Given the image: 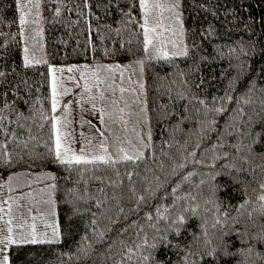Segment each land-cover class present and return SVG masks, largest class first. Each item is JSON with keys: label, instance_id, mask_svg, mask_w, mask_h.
<instances>
[{"label": "trees", "instance_id": "obj_1", "mask_svg": "<svg viewBox=\"0 0 264 264\" xmlns=\"http://www.w3.org/2000/svg\"><path fill=\"white\" fill-rule=\"evenodd\" d=\"M40 6L47 59L26 64L19 0H0V174L23 178L10 193L25 192L37 203L54 186V199H46L58 239L11 246L9 264H264V241L256 238L264 224L256 211L264 192V0H154L147 22L158 21L155 30L172 35L148 44L141 0H40ZM91 60L110 70L109 64L130 63L144 84L145 108L137 97L139 109L127 114L121 133L125 151L143 152L142 160L114 168L57 161L50 64ZM206 119L215 123L197 147ZM241 141L252 154L236 151ZM221 142L216 151L227 156L212 160L210 150ZM231 163L241 170L225 167ZM133 182L141 195L147 187L155 191L138 211H129L137 207ZM114 194L123 196L119 203ZM205 229L211 246L202 243ZM209 247L214 255L202 256Z\"/></svg>", "mask_w": 264, "mask_h": 264}, {"label": "rangeland", "instance_id": "obj_2", "mask_svg": "<svg viewBox=\"0 0 264 264\" xmlns=\"http://www.w3.org/2000/svg\"><path fill=\"white\" fill-rule=\"evenodd\" d=\"M153 1L148 0L149 9L152 7ZM19 8H23L25 21L21 24L24 59L27 54L31 63L44 61L47 59V53L44 46L40 0H19ZM157 22L146 23L147 44L149 40L151 43L155 42L161 33L169 37L172 35L171 31H163V29H160L159 32L150 31V29L158 28V25H155ZM169 29H172V26ZM175 36L173 37L176 38ZM184 40L181 38L183 43ZM169 43L171 44V42ZM25 49H27V53H25ZM109 65L112 70L104 66H97L94 60L50 64L53 101L56 102L58 109L54 119L55 136L58 128L62 144L66 147L70 146L77 154H80L81 150L89 157L100 154L101 141L106 142L105 147L113 156L117 155V148L125 150V140L122 134L125 123L131 120L129 119L130 115L127 114L131 112L133 116V112L139 109L136 104L137 97L145 108L144 84L137 83L131 64L120 62L116 65ZM68 69H72V71H68ZM101 93H103V100L100 99ZM121 109L123 112L120 111ZM101 110L103 111V122H101ZM65 133L68 134L66 139L64 138ZM10 178L0 174V208L4 209L3 212H0V216L7 220L8 209L11 208L14 224L22 221H26L27 224L35 223L39 239L53 237V230L57 231V226L54 223L56 218L52 211V204L47 201L48 198L51 201L54 199L52 198V186L48 185L45 190V195L48 198L46 199L44 195V199H40V203H37L36 199L29 198L25 192L11 194V189L21 187L24 182L23 178L16 177L9 180ZM51 182L50 180L49 183ZM42 208L45 209L46 218L44 220L40 219ZM29 213L36 219L32 220ZM16 231L19 239V233L22 232L26 235L30 229L25 227L16 229Z\"/></svg>", "mask_w": 264, "mask_h": 264}, {"label": "snow or ice", "instance_id": "obj_3", "mask_svg": "<svg viewBox=\"0 0 264 264\" xmlns=\"http://www.w3.org/2000/svg\"><path fill=\"white\" fill-rule=\"evenodd\" d=\"M141 7L145 9V23H147L148 20V9H149V5H148V0H141ZM154 7H160L159 4H155ZM21 12V16H20V23L23 24L24 21V14H23V8L20 9ZM150 31H155V29H150ZM145 35H147V32L145 33ZM148 43H151V41L149 40ZM25 53H27V49H25ZM182 55H187V52H183L181 53ZM164 58L167 57V53H163L162 54ZM25 63L29 64L31 63V61L28 59L27 54L25 55ZM142 63V62H141ZM68 71H72V69H68ZM87 90V89H86ZM123 91V90H122ZM54 95H55V91H54ZM103 93H101L100 95V99L103 100ZM93 99H95V97H93ZM252 101L250 99H244L243 103L244 104H250ZM201 104H203V101H200ZM260 104L262 107H264V99L260 100ZM56 107V102L53 101V109H55ZM121 112H123V109L120 110ZM206 111H214V112H221L223 111V108H212V109H206ZM242 112V109L238 111V115L239 113ZM101 122H103V111L101 110ZM121 119H123V117H121ZM201 130L199 133V139L197 140V147H199V140L204 138V134L207 130H211L212 125L215 123V121L213 120H202L201 122ZM207 126V127H205ZM235 125H232V127H234ZM67 133L64 134V138H67ZM150 136V133H149ZM105 141H101L100 145H99V149H100V154H96V155H92L91 157L85 155L83 153V150H81L80 154H77L75 151H73L71 149L70 146H64L62 144V138H61V134H60V130L57 128L56 130V139H55V152L54 155L57 159V161L60 164H64V165H68V166H79V165H87V164H97V165H104L106 167H110V168H114L115 164L121 161H133V160H142L144 158L143 156V152L141 151H135L134 155L133 154H129L127 151H125L123 148H117V155L116 158L114 159L113 155L111 153L108 152L107 147H105ZM252 143H255V139L252 141ZM27 145H25L26 147ZM225 145L223 142L218 143L216 145L212 146V149L210 150L212 152V156L211 159L212 160H218L221 159L223 156H227V153H218L216 151V149L218 148H223ZM144 147H149V145L145 144ZM233 147L236 148L237 152H242L247 150L248 153L252 154L253 153V149L251 147V145H246L243 144V142H238L236 145H234ZM189 155L195 156V153H189ZM205 157L207 156V152H205L203 154ZM262 155V157H264V154H260ZM240 160L247 162L246 157L241 156L239 157ZM201 161H197V163H200ZM214 166V165H212ZM177 168H183L184 165L183 164H176ZM225 167H232V168H236L235 163H231L229 165H225ZM262 167H264V165H262ZM175 170V169H174ZM237 171H240V168H236ZM118 174V173H117ZM126 175L128 176V179L131 180V174L130 173H126ZM137 175H139L137 173ZM192 175H194L193 173H189L187 176H185L183 179L186 182H190ZM12 179V178H10ZM157 180H159V177H156ZM115 187H120V184L118 182L113 181L112 182ZM134 183L129 185V191L131 192V199L134 200L136 202V209H130L129 211H138L139 208L143 205V204H147L148 201L153 198L155 196V191L151 189V187H147L144 189V194L141 195L137 192L136 188L134 187ZM201 183H203V181H201ZM54 187V186H52ZM259 188L264 190V183H260ZM173 191L175 192L176 190L173 189ZM123 196H117V195H113V199L117 200V203H119V199H122ZM192 199H195V197L193 196ZM257 200L260 202L259 208L256 209V211L259 212L260 216L262 218H264V192H262L258 197ZM249 202H246L245 204L240 205L239 207L245 208L246 204ZM4 209L0 208V212H3ZM120 212H124L123 208L119 209ZM159 209H157V213L159 214ZM165 212H167V209L164 210ZM12 213V209L9 208L8 209V219L5 220L3 216H0V264H9V257L7 256V251L11 248V246L13 245H17V244H21V243H29V244H37V243H44V242H48L51 243L53 242V240L58 239V234L56 232V230H53V239L49 240V241H43L41 239H39L37 237V233H36V225L35 223L33 224H27L26 221H22L18 224H14V217H12L11 215ZM225 215H227V213H225ZM29 216L32 220H35L36 217L35 216H31L29 213ZM165 219L167 218L166 216L164 217ZM148 220L152 219L151 215H148L147 217ZM184 217L183 216H179L177 218V223L183 221ZM217 224H220V219L216 220V223H214L212 225L213 228L216 227ZM25 227H27L28 229H30V232L28 234H24V233H19V239L17 238V231L16 229H24ZM151 227L155 228V224L151 225ZM261 231L258 233L257 235V239L260 241H264V224L260 225ZM125 231H127L125 229ZM157 231H159V229H157ZM101 237H103V233L100 234ZM138 235V234H137ZM202 236L204 237L202 243L204 245L207 246H211L212 245V238L209 236L208 231L205 229L202 233ZM163 239V238H162ZM199 240V238H197ZM241 239H243V234H241ZM144 244H147V238H144V242L143 244L140 245H136L137 249L143 248ZM150 247H155V244L150 245ZM248 253L251 254V252L253 251L251 248H249ZM129 252H131V250L129 249ZM216 252V248L215 247H209L207 249V251H205L202 256H211L214 255V253ZM237 252L241 255L244 254V250L243 249H238ZM197 254V253H194ZM228 255H236L237 253H227ZM141 259L147 261L149 259L148 256H141ZM128 259L131 260L132 256L129 254ZM187 264V261H186Z\"/></svg>", "mask_w": 264, "mask_h": 264}]
</instances>
